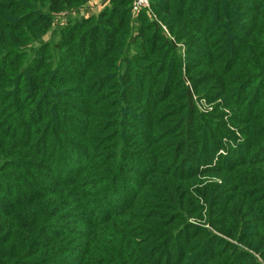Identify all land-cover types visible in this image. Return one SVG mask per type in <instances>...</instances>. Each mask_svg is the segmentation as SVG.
<instances>
[{
    "label": "trees",
    "instance_id": "16d2710c",
    "mask_svg": "<svg viewBox=\"0 0 264 264\" xmlns=\"http://www.w3.org/2000/svg\"><path fill=\"white\" fill-rule=\"evenodd\" d=\"M90 2L0 0V111H13L0 112V180L28 177L39 190L0 214V264H61L67 256L77 264H263L264 108L243 122L245 158L202 168L220 152L213 136L224 133L189 92L167 86L184 83L181 39L209 57L191 67L193 86L229 98L237 82L263 78L264 0H151L158 21L143 11L129 22L128 0L99 12ZM124 25L135 35L123 39ZM145 29L153 30L148 42ZM48 47L58 50L49 65L38 61ZM63 73L79 89L61 88ZM107 82L117 83L116 102H107L108 88L94 91ZM132 105L144 119L130 135ZM128 143L148 153L149 172L128 168L139 156ZM200 151L205 163L188 164ZM122 182L127 194L109 211Z\"/></svg>",
    "mask_w": 264,
    "mask_h": 264
},
{
    "label": "rangeland",
    "instance_id": "374dc122",
    "mask_svg": "<svg viewBox=\"0 0 264 264\" xmlns=\"http://www.w3.org/2000/svg\"><path fill=\"white\" fill-rule=\"evenodd\" d=\"M118 1L119 0H116V2ZM100 2L102 3L101 0H91L90 9L94 10L95 12H99L102 10L100 8H104L106 5L112 4V0H108V1L106 0L105 6L102 4L100 5ZM133 2L134 0H128L125 6L132 7ZM153 14H154L153 15L154 17L152 18L148 16L149 19L151 21H154V20L158 21L159 17H157L154 12ZM88 16L89 15H85V18H88ZM58 17L61 18V25L64 24V22L65 24L66 22H68L66 13H62ZM134 17L138 18L136 16H133L131 13L127 21L129 22L130 18L132 20V18L134 19ZM72 18L75 19L76 16L73 15ZM149 22L150 21L148 20L147 23H143L144 26H147ZM163 29L167 32L166 27L163 26ZM123 30L124 32H126L122 37L123 39H127L129 38V36H133L134 32L133 30L132 32L130 31L129 26L124 25ZM152 32L153 30L147 31V29H145L144 35H143L144 38L142 40L145 42H148L147 36L151 34ZM57 40L55 41L53 45L57 44V42L58 44L60 43L59 41L60 39H57ZM174 42L177 45V47L180 49L179 54H180V62H181V77L183 78L184 83H181V84L177 83L175 86H167V92L171 91V88H174L175 92H178L177 94L179 96H186L187 93L189 92L190 96L192 97V101L195 104L198 111L200 113L208 115L209 118H212L213 122H216V127L218 128L220 127V130L223 131L224 133L222 139H219V138L217 139L216 135L213 136L212 138V141L216 140V142L222 143V144L220 143L221 144L219 148L220 152H218L217 157H215L214 163L211 164L209 160H207L205 163L206 154H202V152L200 151L198 154H194L189 158L188 164L190 163L197 164V163L204 162L205 164L201 166L202 168L203 166L205 167V165L213 167V166H217L218 165L217 161L223 158L227 159V162L224 163V165L231 164V162H228L229 159L232 160L233 158H235L236 160H240L243 157L245 158L247 156V154L244 152L245 146L244 145L243 147L241 146V144H245L246 142V137L243 135V132L246 129V127L243 122H245V120H249L253 118L255 114H257L262 108H264V105H262L264 103V77L260 79L255 77L254 81L250 83L248 86H245V84L249 81V79L248 80L246 79L242 82H237L238 86H232V87H236L239 90L238 92H236L238 95L231 94L229 98L222 97V96H216L215 91H213L215 86H211L212 89H208L209 86H193L191 81H189L191 76H199L197 72L191 69V67H193V65H196V63L209 60L208 54L202 51L201 48L196 47V45H194L193 41L191 40L181 39L179 41H174ZM192 48H198V49H192ZM61 50L62 52H64V49H61ZM140 50H141L140 47H135L132 49V52L136 53V52H140ZM198 50H201V51H198ZM57 51L54 50L53 47H48L46 51L43 52V55L40 56L38 61H43L49 65L50 60L51 61L53 60V57L56 55ZM222 52L223 54H221V56H225L226 54H228V52L232 54L229 49L223 50ZM79 64L80 63H78V65ZM36 65L37 66L39 65L38 62H36ZM64 67L66 68V69L65 68L63 69L64 72L66 74H71L70 71H73V70L68 69L69 68L68 65H64ZM65 73L60 74V77L57 78L62 84H64L61 88L69 87L70 91L72 90V88L79 89V86L77 85L75 81L74 82L71 81L69 85L65 84L66 79L63 78L66 76ZM142 81L144 80L142 79ZM144 84H147V81H144ZM116 86H117V83L107 82L105 83V85L100 86V88L97 87L94 91L101 90L103 87L108 88L107 102H116L114 101L116 99L114 94L117 92ZM109 90H111L110 93H109ZM64 91L65 90H60L57 88V92H64ZM74 93L75 92H72L70 96H74ZM164 94H167V93H164ZM61 100L65 104H72V100H66V99H61ZM185 102L187 101H181L180 104H184ZM241 110H246V113L242 112ZM1 113L6 117H10L12 116L13 111H11V109L8 106H5L3 107ZM127 113H128L127 115L128 117H125L124 119L126 120V122L130 124V127H128L125 130L131 135L132 131H134V130H131L132 128L133 129L139 128L138 126H139L140 121L138 120L139 118L144 119L143 118L144 113L142 111V107L138 105L128 108ZM177 118L179 117H175V118L173 117L172 121L176 122ZM172 121H169V122H172ZM211 146L212 144L208 145V149L211 148ZM238 146L241 147V150L240 151L238 150V153L236 152L235 154L234 152L236 151V149L231 150L230 148H233V147L237 148ZM128 147L131 148L130 149L131 152L135 153L136 155H139L135 160L131 159L130 163L128 164V168H132V170H134L137 168L134 164H138L139 170L136 171L138 175L141 176L143 173L149 172L151 168L153 167V165L151 163H147L146 160L142 159V158L147 159L146 154L148 153L143 152L140 149L136 150L137 147L135 148L131 147L130 143H128ZM228 150H231V151L229 152ZM219 155H221L222 157ZM251 156L252 155H250L249 157ZM75 160L77 161V158ZM58 165L59 163L56 165V167H58ZM63 166L67 168V165H65V163H63ZM53 170L54 171L52 172L51 177H53V174L55 173V168ZM71 170H74V169H71ZM56 172H57V169H56ZM19 175L22 176L21 174H18V176ZM65 176L63 175L62 179L65 178ZM51 177H48V178H51ZM27 178L28 177H22V179L24 180L23 182L20 179H15L14 181L7 177H3L0 180V214L3 211L5 212L9 210V207L13 209L12 207L14 206V203L16 201L22 202L23 200L29 199L30 196H32L33 194L39 192L38 189L32 187L31 185H27L28 184ZM36 180H39V179H36ZM202 180L204 182H212L215 179L210 175H205V177L202 178ZM125 186L126 185L124 182L120 183L119 191L117 193L118 196L115 200V203L114 202L112 203L111 210L109 209V211H113L114 206L116 204H119V202L122 200V196L124 197V194L125 193L127 194V189H125L127 187ZM130 189L134 191V188L130 187ZM29 190H31L32 192L30 193ZM8 194H11V197H8ZM103 211L104 210H101L100 213H102ZM193 222H196V221H193ZM61 224L67 225V221L62 220ZM2 238L3 236L0 235V241L2 240ZM50 238H51L50 235H46V241L49 240ZM235 244L238 247H242L240 243L238 242H235ZM256 259L260 263H262V260L258 255H256ZM77 262H78L77 259H74L71 256H67L65 258V261L61 264H77Z\"/></svg>",
    "mask_w": 264,
    "mask_h": 264
},
{
    "label": "built area",
    "instance_id": "2783aa9c",
    "mask_svg": "<svg viewBox=\"0 0 264 264\" xmlns=\"http://www.w3.org/2000/svg\"><path fill=\"white\" fill-rule=\"evenodd\" d=\"M146 12L148 16L154 17L153 12L151 10V0H134L132 7H131V13L133 16H138L142 12ZM156 18V16H155Z\"/></svg>",
    "mask_w": 264,
    "mask_h": 264
},
{
    "label": "crops",
    "instance_id": "0c3cea01",
    "mask_svg": "<svg viewBox=\"0 0 264 264\" xmlns=\"http://www.w3.org/2000/svg\"><path fill=\"white\" fill-rule=\"evenodd\" d=\"M100 5H101V2H100ZM100 9H102V8H100Z\"/></svg>",
    "mask_w": 264,
    "mask_h": 264
}]
</instances>
